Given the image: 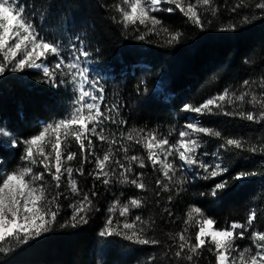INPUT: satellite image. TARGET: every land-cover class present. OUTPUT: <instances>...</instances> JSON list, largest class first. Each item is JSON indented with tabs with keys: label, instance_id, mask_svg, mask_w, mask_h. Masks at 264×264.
<instances>
[{
	"label": "trees",
	"instance_id": "obj_1",
	"mask_svg": "<svg viewBox=\"0 0 264 264\" xmlns=\"http://www.w3.org/2000/svg\"><path fill=\"white\" fill-rule=\"evenodd\" d=\"M119 2L25 0L28 11L35 13L34 23L44 34L60 42L62 48L72 44L80 47L82 41L83 48L90 52L91 72L104 89L102 110L105 105L111 107L115 104L119 106V116L112 115L118 121L126 122L123 125L108 124L107 135L115 132L119 140L121 132L145 128L157 131L160 136H168L172 131L171 142L179 138L178 132L189 122L190 115L195 114L184 112L185 104L202 102L225 88L243 91L244 80L258 81L264 76V14L260 10L244 7L233 12L231 9L239 0H214L217 15L213 17L204 12L203 30L188 21L178 9L173 13H153L170 31L183 33L178 43L167 44L163 36L150 35L144 41L139 40L137 37L145 31L143 26L137 25L139 31H136L132 26L125 29L116 23L113 17L119 19L115 9ZM247 2L251 3V0ZM245 15L250 17L249 23H242ZM229 24H236V29L221 31ZM255 90L258 94L261 91L258 87ZM75 96L70 87L54 86L39 71L6 72L0 76V124L9 129L17 141H23L42 130L43 123L62 118ZM244 107L251 110L250 105ZM195 115L205 126L220 130L225 136L250 137L253 140L264 136V124H255L238 116ZM93 139L97 155H102L108 145ZM202 139L206 142L204 146L213 152L223 142L211 137ZM70 143L71 150L77 151L75 141ZM119 146H114V150ZM22 151V143L12 147L0 140V161L21 157ZM219 151L231 174L254 170L258 175L231 182L228 189L214 197L211 195L214 185L221 179H230L229 174L204 179L206 173L191 174L178 158L169 157L177 165V171L169 184L170 190L165 192L155 184L157 179H163L162 174L153 170L146 160L144 169L133 165L134 172L145 173L143 179L149 190L141 191L131 185H120L115 180L104 185L102 180L89 176L88 172L95 168V159L91 158V163L84 164L85 175L79 176L74 172V177L82 193L88 192L100 210L89 214L87 224L74 228L60 225L72 215L69 205L81 197L68 189L66 174L60 188L55 189V182L45 173L50 191L64 193L60 197L62 207L57 223L52 231L30 240L28 244L16 245L11 251L0 253V264H145L151 255L157 257L156 264H189L175 258L178 241L171 237L183 231L191 206L201 207L206 216L215 218L217 228L226 227L231 222L244 223L250 211L255 210L258 218L253 226L257 230L264 228V156L235 149L229 153L223 149ZM133 152L146 156L139 145L133 146ZM122 156V152H117V158ZM79 162L78 155L77 160L69 164L76 168L80 166ZM178 180L185 182L176 183ZM92 191L97 195L91 196ZM133 197H142L145 204L142 208L132 209L128 219L141 215L145 220H154L149 235L159 239L160 244L135 245L120 237L99 235L110 215L108 208L112 203L117 198L126 202ZM113 219L123 221L124 217L117 212ZM196 231L198 227H193L189 234ZM246 242L251 241H236L241 246ZM209 246L201 250L196 264H215V257L207 251ZM165 252L168 255H164Z\"/></svg>",
	"mask_w": 264,
	"mask_h": 264
},
{
	"label": "snow or ice",
	"instance_id": "obj_2",
	"mask_svg": "<svg viewBox=\"0 0 264 264\" xmlns=\"http://www.w3.org/2000/svg\"><path fill=\"white\" fill-rule=\"evenodd\" d=\"M162 4L174 5L175 8H162ZM244 7L260 10V13L264 14V0H251V3L239 0L231 11L236 12L237 9ZM115 9L119 13V19L115 17L113 19L125 29L132 26L139 31L136 26H143L145 31L137 37L139 40L144 41L146 36L150 35L158 38L163 36L167 44L178 43L183 33L170 31L153 13H173L178 9L188 21L201 30L205 24L204 12H209L213 17L217 15L214 0H120ZM34 15V12L28 11L25 0H0V76H4L6 72L36 69L42 71L44 77L54 86L65 83L63 79L57 80L58 74L60 77L68 76L77 95L73 100L74 107L66 116L44 124L42 130L28 139L11 140L12 147L23 144L21 160L25 164L12 170H7L5 165L0 164V253H7L16 245L28 244L30 240L52 231L53 225L57 223L62 207L60 197L64 193L50 191L45 181V173L55 182V189L60 188L61 180L66 174L68 189L73 195L81 197L69 205L72 208V215L60 227L74 228L79 224L88 223L89 214L100 209L93 204L88 192L82 193L74 172L84 176V164L91 163L93 157L95 168L88 172L89 176L102 180L104 185H110L115 180L120 185H131L141 191H148L149 186L143 179L145 173L134 172L133 165L144 169L147 166L146 160L152 165L153 170L162 174L163 179H157L155 184L165 192L170 190L169 184L173 182L177 171V165L173 160H169V157L178 158L189 168L198 166L203 169L206 173L204 179H215L229 174L230 179H221L214 185L211 192L214 197L228 189L231 182L244 181L258 175L254 170H241L234 175L231 174L219 150L223 149L225 153H229L235 149L264 156V136L255 140L250 137L225 136L222 131L205 126L195 117L183 125V129L178 132L179 138L171 142L169 137L172 136V131H169L168 136H160L157 131L145 128H132L126 133L121 132L119 140L115 132L111 133V136L107 135L108 124L123 125L126 122L122 119L118 121L112 115L115 113L119 116V106L105 105L102 110L101 105L105 100L104 89L98 81L89 79L88 69L81 66V57L87 61L90 52L83 48L81 41L80 47L70 45L72 51L66 60L61 55L60 42L48 37L42 29H38L33 20ZM211 22L208 21L209 24ZM249 22L250 17L245 15L242 23ZM236 27V24H229L221 31L235 30ZM50 57H56V62L52 63ZM241 87L243 91L225 88L221 93L202 102L187 103L183 106V111L199 116H238L242 120L264 124V76L258 81L244 80ZM257 87L261 90L259 94L255 90ZM245 105H250L251 110L245 109ZM0 136L11 137L10 130L2 124ZM202 137L223 141L217 151L211 153L215 157L213 163L198 158V150L206 143ZM93 138L108 145L102 155H97ZM70 141H75L78 145L77 151L71 150ZM117 144L120 146L114 150ZM134 145H139L146 152V156L135 154ZM117 152H122L123 156L117 158ZM130 152L133 154L129 155ZM78 155L80 166L73 168L69 162L77 160ZM202 155L208 153L204 152ZM37 165L42 166L43 171H34V166ZM117 168L120 169L119 172ZM184 182L176 181L180 184ZM96 195L95 191L91 192V196ZM144 204L145 200L142 197L129 198L126 202H121L117 198L108 208L110 215L99 235L120 237L135 245L160 244L159 239L149 235L152 225L155 224L154 220H145L141 215L128 219L132 215V209L142 208ZM117 212L120 217H124L123 221H114L113 216ZM186 216L183 231L171 237L178 241L177 250L174 252L177 260L196 264L201 250L210 245L207 251L215 257V264H264V228L259 230L254 228V221L258 218L255 210L250 211L244 223L231 222L221 228L216 227L215 218L206 216L201 207L191 206ZM193 227H198V231L190 235L189 231ZM245 239L250 240L251 245L241 246L236 243L237 240ZM164 255L168 253L165 252ZM156 262L157 257L151 255L145 264Z\"/></svg>",
	"mask_w": 264,
	"mask_h": 264
},
{
	"label": "rangeland",
	"instance_id": "obj_3",
	"mask_svg": "<svg viewBox=\"0 0 264 264\" xmlns=\"http://www.w3.org/2000/svg\"><path fill=\"white\" fill-rule=\"evenodd\" d=\"M163 5H164V4H162L161 7H162ZM168 7H173V6H172V5H168ZM71 51H72V49H71L70 45H67L65 48H62L61 55L64 56L65 59L67 60L68 57H69L70 54H71ZM49 60H50L52 63H55L56 60H57V58H56V57H50ZM81 66H82V67H86V68L88 69V76H89V79H91V80H96L95 77H94V75H93L94 73L92 74V72H91V65H90V61H89V59H87V61H85L84 58L81 57ZM33 70H36V69H33ZM36 71H39V72L42 73V71H40V70H36ZM65 71H67V69H65ZM42 74H43V73H42ZM57 79H58V81H59V79H63V80L65 81V83H63V84H61V85L65 86V87H70L72 90L74 89V85L70 82V79H71L70 77H68V76L60 77L59 74H58V75H57ZM86 87H87V85H86ZM73 91H74V90H73ZM75 93H76V92H75ZM76 95H77V93H76ZM75 97H76V96H75ZM74 99H75V98H74ZM74 99H73V100H74ZM73 107H74V104H73V101H72V103H71V107H70L69 111H68L64 116H66V115L72 110ZM64 116H63V117H64ZM63 117H62V118H63ZM193 117H195L196 119L200 120V118H199L197 115H195V114L190 115L189 120H191ZM60 119H61V118H60ZM57 120H58V119H57ZM55 121H56V120H55ZM200 121H201V120H200ZM51 122H54V121H51ZM48 123H50V122H48ZM44 124H46V123H43V126H44ZM13 138H14V137H13L12 135H11V137H2V136H0V140H2V141H3L5 144H7L8 146H11V140H12ZM14 139H15V138H14ZM23 147H24V146H23ZM204 152H207L208 155H202V153H204ZM212 152H213V151L207 149L206 146H203L201 149L198 150L197 155H198V158H199V159H202V160H204L205 162L213 163V162H215V157H213V156L211 155ZM21 153H22V155H23V151H22ZM181 162H182V161H181ZM0 164L5 165L6 168H7V170H12V169H14V168H16V167H18V166L24 165L25 162L21 160V157H17V158H15V159H12V160H9V161H4V162H3V161H0ZM182 164H183V162H182ZM184 168L186 169V171L188 170L189 172H191V174H192V173L194 174L195 172H198V173H200V172H204L203 169L199 168L198 166H192L191 168H189L187 165H184ZM34 171H43V170H42L41 166L37 165V166H34ZM244 245H251V242H246V243L243 244L242 246H244Z\"/></svg>",
	"mask_w": 264,
	"mask_h": 264
}]
</instances>
